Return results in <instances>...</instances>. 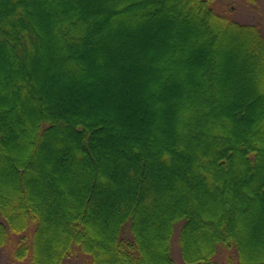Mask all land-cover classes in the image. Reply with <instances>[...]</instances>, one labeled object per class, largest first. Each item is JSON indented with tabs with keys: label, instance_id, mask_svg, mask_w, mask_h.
<instances>
[{
	"label": "trees",
	"instance_id": "1",
	"mask_svg": "<svg viewBox=\"0 0 264 264\" xmlns=\"http://www.w3.org/2000/svg\"><path fill=\"white\" fill-rule=\"evenodd\" d=\"M215 3L0 0V109L20 106L19 113L0 115V179L13 182L10 191L0 186V249L12 248L15 262L64 264L82 256L86 264H176L178 229L184 264H264L249 259L253 249L241 228L244 214L264 216V135L250 138L264 121V32L217 11ZM176 26L177 51L184 53L177 73L173 58L164 59L175 52L165 38ZM230 38L237 44L234 58L247 54L252 63L243 78L258 81L245 87H255L257 98H244V104L228 98L222 71L228 73L231 62L215 53L225 51ZM211 56L219 59L208 67ZM190 81L195 92L188 89ZM184 96V107H174ZM60 102L66 105L61 113L55 109ZM102 102L120 113H103ZM167 110L172 123H164L169 133L166 142L153 143L161 145L157 150L148 148L149 138L135 136L141 149L137 139L117 129L114 115L146 129L151 114L166 116ZM17 133L29 143L12 148ZM51 157L47 172L43 166ZM183 170L189 181L176 176ZM67 181L76 206L72 198L57 196L58 183L63 188ZM189 186L203 188L200 207L207 198L228 204L204 219L192 208L165 214ZM228 190L233 200L223 199ZM109 209L113 219L105 235L98 234L96 221ZM49 233L54 239L47 248Z\"/></svg>",
	"mask_w": 264,
	"mask_h": 264
},
{
	"label": "rangeland",
	"instance_id": "2",
	"mask_svg": "<svg viewBox=\"0 0 264 264\" xmlns=\"http://www.w3.org/2000/svg\"><path fill=\"white\" fill-rule=\"evenodd\" d=\"M100 6H102V4ZM215 8H216L217 11H219L221 13L229 14L230 16H232V18H234L235 20H237L239 22L250 23V24H258V25H260L261 30L264 32V0H255L253 2H246V0H216ZM190 15H193V13L191 12ZM174 28H175V30H173L171 33L169 32L171 35L169 34L165 39L168 40L167 42L169 43L170 46H172V49L174 47L175 52H174V54L172 56H171V54H168L166 56L164 55L165 56L164 59L173 58L172 66L176 70L174 72L177 73V70H179L181 67H184V65H183L184 53H181V52L177 51L178 42L180 40V35L178 33L179 32V30H178L179 27L176 26ZM203 34H205V33L203 32ZM203 34L202 33L199 34V38H197V40L202 39L200 37H202ZM206 34H210V33L207 32ZM227 40H230V39H227ZM226 45L229 47L228 41L226 42ZM184 49H185V51H187L188 50V45ZM239 51L240 50L238 49L237 52H239ZM237 54H239L240 57L238 55H236L239 58H235L233 61H229V62L226 60L225 57H223V59L220 57V59H222L223 62H227L228 64H230V62H231V64L228 65V67H229L228 68V73L227 72L224 73L222 71V74H223V76L227 75L228 85H227L225 91L229 92L228 98L230 100L234 101V102L236 101L238 104L239 103H243L244 104V102H243L244 98L246 100H249V101L252 100L251 98H253V99L257 98V95H256L257 93L253 92V90H255V87L253 88V90H249V88L245 89V87H249L251 84L253 86H255V85H257L256 82H258V81L255 80L254 78L249 79L250 76L248 78H243V76H242L243 73L244 72L245 73L249 72V71H246V70H247L249 65H252V63L247 61V54H245V55L244 54L241 55V53H237ZM209 59H210V61H209L208 67L212 66L213 62L215 63V61H218L217 59H219V58L211 56ZM181 61H182V63H181ZM243 61H244V63H242ZM162 64H165V62H162L161 65ZM240 64H241V66H240ZM49 66H50V63H49ZM254 66L255 67H253V66L252 67H253V69L256 70L257 65H254ZM111 69H112V67L109 68V70H111ZM188 70L189 69H186V67H185V72L188 71ZM194 71L195 72H199V68L195 67ZM58 74L60 75V73H58ZM192 78H194V77H191L190 79H192ZM3 82H4V79H1L0 83H3ZM185 82L186 81H184L183 84ZM192 83L193 82L190 81V82H187L186 84H189L187 86L189 87L188 89H189L190 92L191 91L195 92L196 90L192 87V85H190ZM0 86H1V84H0ZM259 86H260V89H261L262 88L261 85H259ZM259 86H256V90L259 88ZM185 89H187V88H185ZM185 91L186 90L183 91V94L185 93ZM4 93L5 92L0 91V95H3ZM251 95H252V97H251ZM226 98H227V96H226ZM226 98H224L225 101L227 100ZM53 99L56 101V100L61 99V97L53 96ZM188 99H189L188 96H184L183 98H180V97L177 98L175 100L176 104H175L174 107L178 106V108L181 109V107L183 105H185V100H188ZM191 99H193V98H191ZM62 103L63 102L58 103L59 104L58 106H57V104L55 105L56 106V108H55L56 112H60V113L63 112L61 108L62 107H66V105H64V103L63 104ZM81 104L82 103L80 101L79 104L76 105V107L81 105ZM8 105H9L8 106L9 107L8 112L2 111V109H0L1 110L0 111V115L1 116H5L7 114L9 115L11 113L13 114V112H18L19 113V110H20L19 104H15L14 105L13 103H11V104H8ZM204 105L206 106V104H204ZM259 107L264 108V100H260L259 101ZM58 109H59V111H57ZM72 109L75 110L76 108H72ZM174 110H175L174 113H177L178 109L176 110V108H174ZM238 110H239V108L236 109V110H233V112L236 113V111H238ZM100 111H102L103 113H106L107 115H112L114 113H120L119 111H116V108L105 104V102H102V106L100 108ZM69 112H72V111H69ZM70 114H72V113H70ZM152 115L153 114H151L150 117H149L148 121H151V122H149L148 127L146 129L144 128L145 131L147 130V132L144 131L142 126H139L134 121H130L129 123L124 122V124H123V119L119 115H117V116L114 115V116L117 117V119H116L117 122H118L117 129H120L121 131L123 130V132L126 131V132L129 133V136H133L134 139H137V142L139 144V147H141V149H142V146H141V143H139L140 142L139 138L135 137L138 134L140 136H142L140 138V139H142V141L143 140L145 141L146 138H149V145H147L148 148H154V149L156 148V150H157L158 148H162L161 145H156L155 144L156 146L154 147L153 143L154 142H159L160 138H163V140L165 141V138L167 137L169 132L164 129V126L168 122L172 123V119H171L172 117H171V112L169 111V113H168V110L166 111V116L164 115V113L162 115L161 112L156 113L155 116H152ZM142 116H143V114L141 115V117ZM163 116L166 117V118H164ZM20 120H21V118H20ZM20 120H19V122H20ZM20 123H22V122H20ZM17 124H19V123H17ZM131 124H133V125L135 124L134 127L131 128ZM238 127L241 130H244V127H246V124H240V126H238ZM135 128H136V130H135ZM141 128H142V130H141ZM252 129H254V130H253V133L250 136L251 139L252 138H256L257 135L258 136L259 135H264V121L258 123L257 125H255L254 128H252ZM155 135H158L157 136L158 138H156ZM133 141L136 142L135 140H133ZM20 142L21 143L22 142L29 143L28 140H23L21 138V136L17 133L16 138L10 143V146H12V148H13L14 145L15 146H19L18 144ZM110 144H111V142H110ZM16 151L17 150H15V152ZM43 151L44 150L42 149V152ZM119 158L120 157H118V159ZM49 161H50L49 163H47V164H45L43 166V168L46 169L47 172L49 171L50 167L53 166V158L51 157V159H49ZM67 172H68V170H67ZM59 173L61 174L63 172H59ZM66 174H63V176L64 177L65 176L68 177V175H66ZM176 176L177 177L178 176L179 177H185L187 179V181H189V177H188V175L186 177V174H185L184 170L182 172H180ZM43 180L44 179H42V181ZM65 184H66V186L63 187V188L67 191L66 192L67 195L65 193H63L64 189L62 188V184L58 183L57 186H59V189L61 188V190H60L61 192L59 194H57V196H59V199L60 198L61 199L62 198H66V197L67 198H72V200L74 202L73 206H76L77 202H76L75 199H73V196H74L73 192L75 193V190L73 189L74 186L71 185L70 182H68L69 185L67 183H65ZM12 185H13V182L11 181V178H1L0 179V186H1L2 189L5 190V192L6 191H10L11 188H12ZM168 192L170 193V189H168ZM228 192H230V191L228 190L227 193L226 192L224 193L225 197H223V199L231 200V197H232V200H233L234 195L232 194V192H230V193H228ZM180 193H181L180 194L181 195V200H179L177 202V205L175 207L171 206L170 207V211H169V209H167L165 211L166 212L165 214H167L168 216H172L173 214H175L181 208L182 209L186 208V210H189V208H192L195 212H197V214L199 216V219H204V217H207V218L213 217L214 214H215V213H213V211H215L216 213L219 214L221 212V209L224 207V205L228 204V202L223 201V200L222 201H220V200L219 201L218 200L212 201L211 198L210 199L207 198L208 202L205 205H203L202 207H200V201H201V198L203 197V188H200V187H198L196 189H193V188H191L189 186V190H185V188L183 187L181 189ZM41 196H39V197H41ZM235 199L236 198H234V200ZM208 204H210V205H208ZM54 207H56V205H54ZM112 213H114V212L109 209L107 211V213L103 217L101 216V219H98L96 221V224L99 226V229H100V230L97 229V233L98 234L105 235V232L107 231L105 229H107V227H109L110 222L113 219L111 217ZM247 214L251 215V213H247ZM247 214H244V219H243L244 222H243V225L241 224V228H242V232H244L245 234L249 235V242H250V244L252 246V249H253V254L251 255V257L249 259L250 260L252 259L255 262H257L259 260L262 261V259H264V242L262 244V242H260L259 238H263L264 239V237H263V234H264V216L262 214L261 215L260 214H257V215L255 214L256 216L251 215V217L249 216L250 218L246 219L245 216H248ZM250 220H252V221H250ZM55 221H56V223H58L57 221H59V219H55ZM203 228L208 230L207 227L206 228L203 227ZM260 233H263V234H260ZM51 235H52L51 233L48 234L50 239L46 243V247L47 248L51 247L50 246V244H51L50 240L54 239V236L53 235L51 236ZM193 235L195 236V239H196L195 242L196 243H200L199 242L200 240L202 241L199 232L195 231V232H193ZM177 238H178V229L176 230V232H175V234L173 236V246H172L173 258H174V261H175L176 264H184L182 262V259H181L180 249H179V246H178ZM152 240L155 243V242H157L159 240V238H154L153 237ZM12 251H13V249L10 248V247H5V248L0 249V264H22V263H19V262H15L13 260ZM225 257H226L225 253L224 254L220 253L217 258H218L219 261H224ZM48 258L52 259L53 256L50 254L48 256ZM50 261H47V262L49 263ZM64 264H86V260L82 256H76V257H73V258L65 261Z\"/></svg>",
	"mask_w": 264,
	"mask_h": 264
},
{
	"label": "bare ground",
	"instance_id": "3",
	"mask_svg": "<svg viewBox=\"0 0 264 264\" xmlns=\"http://www.w3.org/2000/svg\"><path fill=\"white\" fill-rule=\"evenodd\" d=\"M228 37H230V35ZM228 45H229L230 48L227 46L226 49H224L225 51H220V48H219L217 51H215V53L218 52V54H220L223 57H225L226 60L235 59L234 58L235 57L234 56L235 53L233 52V50H234L233 48H235L237 46V44L234 42V40H232V38H230Z\"/></svg>",
	"mask_w": 264,
	"mask_h": 264
}]
</instances>
